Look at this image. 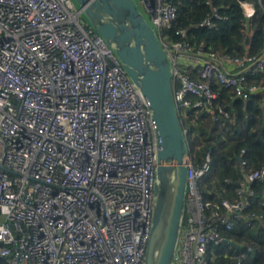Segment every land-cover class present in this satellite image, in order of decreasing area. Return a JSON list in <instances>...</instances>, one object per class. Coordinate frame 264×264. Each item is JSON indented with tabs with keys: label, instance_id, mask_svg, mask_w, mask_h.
Wrapping results in <instances>:
<instances>
[{
	"label": "built area",
	"instance_id": "1",
	"mask_svg": "<svg viewBox=\"0 0 264 264\" xmlns=\"http://www.w3.org/2000/svg\"><path fill=\"white\" fill-rule=\"evenodd\" d=\"M173 68L179 117L196 108L215 119L230 112L214 84L248 99L264 85L259 55L232 56L195 46L172 0H140ZM247 16L254 3L242 1ZM214 8L200 26L215 28ZM74 0H0V257L5 264H145L151 235L157 153L147 102L114 49L84 21ZM182 121V120H181ZM187 137V129L184 128ZM244 153V152H242ZM240 159L245 168L246 160ZM187 158L186 213L176 264H242L209 256L226 242L222 226L264 225L251 207L264 165L238 184L237 199L208 209L200 183L210 173ZM264 204V203H263ZM251 247L247 249L250 251Z\"/></svg>",
	"mask_w": 264,
	"mask_h": 264
},
{
	"label": "trees",
	"instance_id": "2",
	"mask_svg": "<svg viewBox=\"0 0 264 264\" xmlns=\"http://www.w3.org/2000/svg\"><path fill=\"white\" fill-rule=\"evenodd\" d=\"M242 1L254 3L252 17L245 14ZM177 7V18L164 33L172 41L180 40L177 31L185 29L195 46L205 45L206 50L228 53L232 56L259 55L264 50V0H172ZM217 26L207 28L200 23L214 13ZM249 83L264 85V70L246 73ZM220 94V104L230 112L227 119H215L196 108L187 110L182 125L187 129L190 156L202 163L211 152L210 173L200 183L208 209L218 208L221 198L236 200L237 187L247 173L264 165V96L254 94L248 99L236 97L231 89L213 85ZM244 152V153H242ZM246 160L244 167L240 158ZM249 212L264 213V182H256ZM226 242L212 243L209 250L216 261H229L246 251L242 264H264V225L248 226L238 219L234 228L220 227ZM251 247L250 251L247 249ZM0 257V264H5Z\"/></svg>",
	"mask_w": 264,
	"mask_h": 264
},
{
	"label": "water",
	"instance_id": "3",
	"mask_svg": "<svg viewBox=\"0 0 264 264\" xmlns=\"http://www.w3.org/2000/svg\"><path fill=\"white\" fill-rule=\"evenodd\" d=\"M147 102L157 153L145 264H176L186 213L189 147L173 95L170 52L136 0H74Z\"/></svg>",
	"mask_w": 264,
	"mask_h": 264
},
{
	"label": "rangeland",
	"instance_id": "4",
	"mask_svg": "<svg viewBox=\"0 0 264 264\" xmlns=\"http://www.w3.org/2000/svg\"><path fill=\"white\" fill-rule=\"evenodd\" d=\"M136 1L138 2L139 8L144 12L146 18H147L148 20H150L149 13L146 11L145 6L141 3L140 0H136ZM84 21H87V20L84 19ZM87 22H88V21H87ZM88 24H89V23H88Z\"/></svg>",
	"mask_w": 264,
	"mask_h": 264
}]
</instances>
